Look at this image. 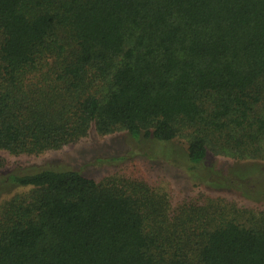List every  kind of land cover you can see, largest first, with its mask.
I'll return each instance as SVG.
<instances>
[{"label":"trees","instance_id":"16d2710c","mask_svg":"<svg viewBox=\"0 0 264 264\" xmlns=\"http://www.w3.org/2000/svg\"><path fill=\"white\" fill-rule=\"evenodd\" d=\"M90 130L196 172L209 155L264 161V0H0V151ZM179 136L185 151L166 148ZM0 187L27 189L0 209V264H264V217L203 231L208 213L191 210L169 231L164 197L74 170L20 169Z\"/></svg>","mask_w":264,"mask_h":264},{"label":"rangeland","instance_id":"374dc122","mask_svg":"<svg viewBox=\"0 0 264 264\" xmlns=\"http://www.w3.org/2000/svg\"><path fill=\"white\" fill-rule=\"evenodd\" d=\"M180 137L165 147L182 153L186 144ZM160 149L140 139L133 140L126 132L99 136L90 130L85 138L57 151L19 156L0 151V181L20 169L74 170L96 183H137L145 185L153 195L164 197L169 206L165 224L169 231L173 222L178 225L192 220L193 215L203 217L204 213L209 216L201 220L203 226H197L203 231L227 221L260 227V218L264 217V161H235L209 155L196 172L185 163L164 159L158 154ZM208 175L215 180L220 177L224 187L210 185ZM26 193L27 189L0 187V209L15 196ZM165 230L162 226L157 232Z\"/></svg>","mask_w":264,"mask_h":264}]
</instances>
